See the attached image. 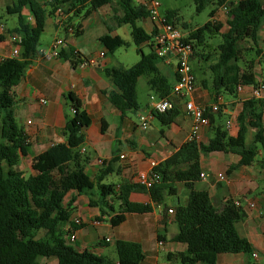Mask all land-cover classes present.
Listing matches in <instances>:
<instances>
[{
	"label": "trees",
	"instance_id": "obj_1",
	"mask_svg": "<svg viewBox=\"0 0 264 264\" xmlns=\"http://www.w3.org/2000/svg\"><path fill=\"white\" fill-rule=\"evenodd\" d=\"M192 1L197 13L208 5L213 6L209 18L213 17L218 8L226 11V29L220 33L221 42L216 46L213 58L199 55L202 60H211L208 68L212 75V101H216L219 94L235 96L238 86L257 88L258 83L252 72L254 58L244 59L248 50L242 43L256 46L258 30L264 24V0ZM113 3L121 11V16L115 19L116 24L129 25L131 41L140 54L138 62L129 68H103L111 90L102 93L122 115L140 108L136 86L141 77L146 79L149 90L159 97L168 96L173 84L161 73L160 61L154 53L150 49L147 53L141 50V44L149 40L151 34L137 25V21L147 18L148 13L136 0H50L45 5L48 9L36 0H14L5 8L7 14L17 16L14 31L20 36V52L15 58L0 60V264H41L42 258H55L57 264H140L144 259L141 246L125 240L114 242L116 260L86 250L78 251L70 245L68 237L77 227L70 218L75 210L76 198L82 193L97 190L100 199L110 198L119 202L118 212L110 219L112 227L122 223L125 214L151 211L149 204L129 201L130 191L139 185L121 184L115 191L112 185L100 183L107 170L103 173L101 171L93 181L85 174L84 166L88 158L81 155L78 148L83 142L81 130L90 125L91 119L82 108L80 100L72 93L67 96L73 115L65 121V143L53 145L49 151L34 155L16 122L15 102L8 96L9 89L19 82L36 54L46 16L54 15L58 6L64 16L70 14V17L60 22L65 33L72 26L70 22L73 17L84 19L101 7L112 6ZM25 6L33 14L34 26L21 15ZM175 16L176 11L164 14L165 19L172 24H175ZM107 29L108 32L99 41L105 48L104 54L111 55L117 48L127 45V42L112 36L111 29ZM205 31H211L209 22L187 34V39L194 41L193 48L203 43ZM73 33L75 36L83 33L80 24L73 28ZM254 54L258 56L259 51L256 49ZM193 55L194 51L191 59ZM58 57L68 60L72 67L83 61L80 54L71 47L60 51ZM176 107L177 104L173 109L154 116L162 127L168 126L176 117ZM263 113V101H243L242 109L236 117L235 136L216 127L206 144L185 141L170 156L152 167V173L158 176L147 188L152 203L158 204L165 196L175 195V183H181L187 194L185 203L175 207L173 220L178 231L170 238L171 242L184 244L185 250L169 255L170 261L180 264H215L220 254L252 252L249 242L236 231V224L245 217L240 206L227 200L220 207H214L208 193L197 190L195 183L201 179V155L212 152L239 155V161L229 166L228 173L238 167L251 165L259 155L258 163L264 171ZM205 115L211 122L212 116L207 109ZM249 128L254 130V135L251 143L247 144ZM105 129V122L102 121L101 132ZM22 158H31V173L27 176L19 169ZM89 203L95 205L90 197ZM103 203L109 204L106 201ZM67 224L72 228L64 230Z\"/></svg>",
	"mask_w": 264,
	"mask_h": 264
},
{
	"label": "crops",
	"instance_id": "obj_2",
	"mask_svg": "<svg viewBox=\"0 0 264 264\" xmlns=\"http://www.w3.org/2000/svg\"><path fill=\"white\" fill-rule=\"evenodd\" d=\"M13 1L0 0V60L12 58V51L15 48L20 52L17 43L20 36L14 31L17 24L11 28H5L2 24V21L12 16L17 20L16 15L7 14L5 11ZM36 1L43 8L48 9L45 5L50 0ZM108 7L112 13L107 11ZM60 9L61 7L58 6L54 15L45 17L36 54L19 82L8 91L9 98L15 102L16 122L26 136L27 143L30 144L31 153L34 155L45 153L51 146L65 143L63 128L66 119L73 115L67 96L69 93L74 94L91 119L90 125L81 130L83 142L78 148V152L88 158L84 166L85 174L93 181L101 171L103 173L107 170V174L102 175L100 183L112 185L115 191L121 184L139 185L136 181L139 173L149 172L152 163L163 161L186 141L190 120L185 115L181 102L177 104L176 117L164 127L154 117L145 130L138 128L137 116L146 111L148 104L145 109L139 106L138 111H127L121 115L102 93L111 90V85L103 72V68L109 66L105 59V48L99 41V38L108 32L107 28L111 29L110 34L114 37L125 42L129 37L131 39L130 32L124 28L125 24H116L115 19L121 16V11H116L111 6H103L84 19L73 17L70 22L72 33L68 34L63 32L60 22L70 17V14L60 18L57 15ZM21 15L32 26L35 25V19L28 6L22 8ZM225 16V9L218 8L210 19L216 21ZM111 19L114 25L108 22ZM141 21L143 25H137L149 33L152 28L151 19L147 17ZM77 24H80L83 30L79 36L73 33V28L75 29ZM44 35L50 36L49 41L41 42V36ZM55 38L64 40L59 52L71 47L80 54L83 61L72 67L68 60L53 55L50 46ZM242 45L248 50L246 54L251 53V49L253 51L252 72L258 86L257 88L241 86L239 91L236 90L235 96L219 94L218 97L222 101L220 110L211 114L212 121L208 119V125L201 129V143L208 142L216 127H221L230 136H235L236 117L242 109L243 101L261 100L264 108V24L258 30L256 46L253 47L246 42ZM256 49L259 51L258 56L254 54ZM159 69L167 78L171 77V82H174L173 67L160 63ZM210 90L205 86L197 87L195 83V90L190 98L196 105L208 107L215 102L212 101ZM254 90H259L258 96L253 94ZM40 99L44 100L45 104H41ZM223 105L224 108L221 109ZM131 112L134 114V119L129 116ZM102 121L106 126L104 132H101ZM155 121L158 126H154ZM227 121H230L229 127L225 126ZM262 125L264 127V113ZM253 135L254 130L249 128L246 135L247 144L251 143ZM259 157L260 155L251 165L238 167L229 173V166L236 164L240 159L238 154L212 152L200 157V172L205 177L195 183L196 189L206 191L216 208L227 200L240 206L245 217L236 224V231L252 247L250 254H220L215 264H264V171L258 163ZM30 163L31 158H22L20 161L19 169L24 176L31 173ZM22 167L25 169L22 170ZM220 173L224 175L223 180H218L216 177ZM173 186L176 189L175 195H172L173 200L170 202V196H165L158 204L150 201L146 187L139 185L132 189L129 193V201L149 204L151 211L142 214H125L124 221L116 227L110 225V219L118 212V201L114 200L115 207L110 198L100 199L102 203L104 201L109 203L107 205L109 209L103 212L98 207L96 190H93L94 193L91 191L88 194L78 195L70 220L79 217L82 223L74 229L75 239L70 245L78 251L86 250L102 256L106 244L112 242L114 245L116 240H125L141 246L144 259L140 264H161L160 259H166L165 264H180L170 261L168 256L185 250L184 244L171 242L170 238L178 231L173 220L175 207L185 203L187 194L181 183H175ZM89 197L95 205L89 203ZM181 197H183L182 203H180ZM251 202L254 203V207H249ZM93 220H97L98 224L93 225ZM70 227L72 228L67 224L63 228L68 230ZM40 262L57 264L55 258H42Z\"/></svg>",
	"mask_w": 264,
	"mask_h": 264
},
{
	"label": "built area",
	"instance_id": "obj_3",
	"mask_svg": "<svg viewBox=\"0 0 264 264\" xmlns=\"http://www.w3.org/2000/svg\"><path fill=\"white\" fill-rule=\"evenodd\" d=\"M137 4L142 6L148 13V18L152 21V28L149 32L151 38L141 44L147 46L154 55L159 59L160 63L167 67H173L175 80L172 84L171 92L168 96L159 97L155 94L149 96V104L146 111L139 113L137 117V126L140 130H145L149 121L154 118L156 114H163L174 108L179 102L182 103L185 115L190 120V129L186 141H193L195 143L201 142V129L208 125V117L205 111L213 114L220 110L222 104L221 98L218 97L216 101L208 107H201L196 105L190 98L195 90V78L190 66L191 55L194 51L193 42L187 39V34L181 31L175 24L169 23L164 16L159 14L160 2L159 0H137ZM57 15L63 18L62 10L57 11ZM65 33H72V28L68 27ZM18 46L20 39L17 41ZM64 44L61 38H55L50 46L53 55L58 56L59 48ZM20 47V46H19ZM19 54L18 48L12 51V58ZM102 56V55H101ZM241 86L237 87L240 90ZM259 90H254L255 96L259 95ZM41 104L45 101L40 99ZM230 121H227L225 126L229 127ZM123 157V156H120ZM152 163L151 169L155 166ZM149 172L139 173L136 181L139 185L148 188L153 182L158 179V176ZM204 174H200V178H204ZM218 180H223V174H217ZM249 207H254V203H250ZM264 221V219H263ZM71 222L78 226L82 221L79 217H75ZM98 221L93 220V225H97ZM75 234L69 235L68 240L73 243ZM255 257V254H253Z\"/></svg>",
	"mask_w": 264,
	"mask_h": 264
},
{
	"label": "rangeland",
	"instance_id": "obj_4",
	"mask_svg": "<svg viewBox=\"0 0 264 264\" xmlns=\"http://www.w3.org/2000/svg\"><path fill=\"white\" fill-rule=\"evenodd\" d=\"M160 2V8H159V14L161 16H164V14L167 11H176V19H175V25L183 31L185 34L194 31L196 28L204 25L205 23L209 22L211 31L210 32H204L203 33V43L200 45H196L194 48V55L192 59H190V66L195 76V83L197 87H203V84L206 88L211 89V80L212 75L208 68V66L211 64V60H202L199 58L200 56H214V51L216 49V46L221 42L220 33L224 32L226 29V19L224 18L220 20H212L209 18V12L213 8V6H206L203 11L197 13L195 11V6L192 0H159ZM116 11L120 10L118 5L113 3L112 6ZM107 11H110L112 13V10L108 7L106 8ZM110 24H115L113 20H108ZM2 24L6 28H11L13 25L17 24L16 17L12 16L5 21H2ZM138 25H143V22L141 20L137 21ZM128 32H130L129 25H124ZM185 27V28H184ZM50 36L44 35L41 36V42L49 41ZM194 43V41H192ZM141 50L144 53L149 52V48L147 46H143ZM198 55V56H197ZM253 51L251 49V53L245 54L244 59L250 60L252 58ZM140 58V54L137 51V47L132 43L130 37L127 39V45L121 46L117 48L111 55H106L105 59L107 60L108 66H121L124 68H129L135 63L138 62ZM211 58V59H212ZM100 64V63H99ZM168 79L171 81V77L169 76ZM151 91L149 90L148 86L146 85V79L144 77H141L137 83V101L139 106L142 109H145L147 104H149V96ZM153 94V93H152ZM224 108V105L221 109ZM129 116L134 119V114L131 112L129 113ZM138 117V116H137ZM18 123V122H17ZM158 123L155 121L154 126ZM158 126V125H157ZM25 166V164L23 165ZM24 170L25 168L22 167ZM96 192V199H99L98 207L104 212L107 209V205H104L102 201L100 200V197ZM94 193V191H93ZM95 195V194H94ZM93 195V196H94ZM173 200V196H170V202ZM183 202V197L180 198V203ZM114 206L115 202L113 201ZM116 207V206H115ZM116 209V208H115ZM105 253L102 254V256L107 257L109 259H115L116 254L114 250L113 243H108L104 246ZM161 264L166 263V259H160Z\"/></svg>",
	"mask_w": 264,
	"mask_h": 264
},
{
	"label": "water",
	"instance_id": "obj_5",
	"mask_svg": "<svg viewBox=\"0 0 264 264\" xmlns=\"http://www.w3.org/2000/svg\"><path fill=\"white\" fill-rule=\"evenodd\" d=\"M98 70H100V69L98 68ZM63 101H65V100H63Z\"/></svg>",
	"mask_w": 264,
	"mask_h": 264
}]
</instances>
